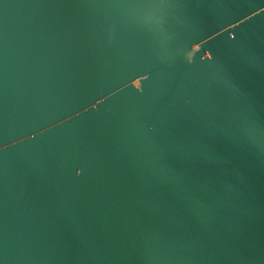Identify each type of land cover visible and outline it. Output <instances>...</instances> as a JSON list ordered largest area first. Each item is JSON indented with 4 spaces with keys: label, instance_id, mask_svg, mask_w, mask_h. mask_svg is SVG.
<instances>
[{
    "label": "water",
    "instance_id": "95a60500",
    "mask_svg": "<svg viewBox=\"0 0 264 264\" xmlns=\"http://www.w3.org/2000/svg\"><path fill=\"white\" fill-rule=\"evenodd\" d=\"M0 264H264V0H0Z\"/></svg>",
    "mask_w": 264,
    "mask_h": 264
}]
</instances>
